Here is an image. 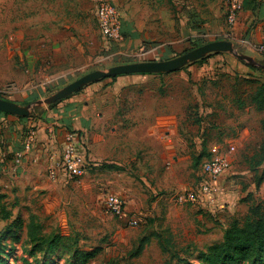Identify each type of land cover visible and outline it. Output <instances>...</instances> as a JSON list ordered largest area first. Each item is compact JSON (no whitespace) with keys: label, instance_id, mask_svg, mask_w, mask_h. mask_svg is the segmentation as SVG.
Returning a JSON list of instances; mask_svg holds the SVG:
<instances>
[{"label":"rangeland","instance_id":"1","mask_svg":"<svg viewBox=\"0 0 264 264\" xmlns=\"http://www.w3.org/2000/svg\"><path fill=\"white\" fill-rule=\"evenodd\" d=\"M29 1L0 0V96L21 105L52 96L97 70L140 61L168 60L214 41L233 42L232 26L227 22L225 2L222 1L217 4V18L196 23L198 28L190 33L186 29L177 32L173 44H165L166 40L159 39V34H164L158 31H152L148 38L137 41L124 39L123 32L122 39L106 38L95 14L90 12L88 23L85 27L81 25L83 30L73 24L69 34L65 33L69 39L64 42V49L57 50L55 46L43 47L39 38L41 31L47 33L51 25L53 39H57L64 32L62 26L59 23L29 22L33 14L41 13L40 6L25 3ZM87 39L95 50L94 54L79 50V43ZM243 45L235 44L247 54ZM255 50L259 56L252 57L263 61L264 44L256 46ZM85 61L87 64L81 67ZM206 61L183 75H166L161 82L151 78L143 84L149 97L140 99L149 106L161 103L164 98L165 101H174L177 111L187 108V123L197 129L206 123L202 117L207 107L216 106L217 110L237 112L234 101L244 92L256 88V84L245 80L264 82V76L259 72L249 73L248 79L240 78L238 66H246L231 54H214ZM137 93L145 94L143 91ZM261 117L264 119V111L243 116L251 132L246 137L249 144L242 145L240 149L234 145L235 154L230 155L233 164L227 173L236 167L238 156L248 163L241 165L243 169L250 168L257 176L264 171V167L253 170L255 162L252 160L264 142L259 122ZM212 120L218 127L226 124L222 115ZM229 148L230 145L224 151ZM203 162L182 167L184 176L183 173L179 175L187 178V188L195 187L202 180ZM144 171V167L136 165L113 164L103 165L98 171L95 168L89 170L88 173L96 179V185L92 192H86L78 201L71 199L67 214L43 212L41 207L34 212L31 208L24 212L12 211V218L7 221L0 214L4 264H186L180 262L185 258H188L189 264H198L200 251L208 248L205 241L209 233L208 241L214 235L213 227L208 223L210 215L204 213H213L219 218L228 211L227 205L218 202L214 196L195 204H180L173 198L178 190L171 196L166 192L152 193L142 180ZM123 186L139 188L148 195L144 208L137 216L140 222L137 227H130L126 220L107 212L102 206L105 194L123 197ZM170 198L172 203H168ZM129 217L134 216L129 214ZM40 239L46 242L40 244L43 246L39 245ZM53 239L57 241L53 251H50L47 241ZM161 241L166 243L168 250L162 247ZM97 249L99 251L94 258L87 257Z\"/></svg>","mask_w":264,"mask_h":264},{"label":"crops","instance_id":"2","mask_svg":"<svg viewBox=\"0 0 264 264\" xmlns=\"http://www.w3.org/2000/svg\"><path fill=\"white\" fill-rule=\"evenodd\" d=\"M101 1L110 2L120 9L124 39L137 41L148 38L152 31H158L164 34H159L158 38L166 40L165 44L175 43L177 32L185 29L192 31L198 28L196 23L217 18V4L225 2L30 0L25 3L40 6L41 13L33 14L29 22L59 23L62 26L64 32L57 39H53L51 25L47 33L41 31L39 38L43 47L55 46L57 50H61L64 49V42L69 39L65 33L69 34L73 24L77 29L83 30L81 25L85 27L88 23L90 12L96 17ZM242 2L243 10L237 23L230 27V32L236 45L244 44L246 53L257 57L259 54L255 50L256 46L264 44V0ZM224 9L226 14L225 3ZM84 41L86 43H79V50L94 54L95 50L89 45L88 39ZM91 61L92 59L90 63ZM86 64L85 61L81 67ZM197 65L201 63L189 64L169 74H129L103 79L86 86L57 105L45 107L24 119L0 113L2 203L13 212L28 211V208L34 212V209L41 207L43 212L67 214L71 199L78 201L86 192H92L96 185L95 177L88 171L93 168L98 171L103 165L111 164L144 167L142 180L152 193L166 192V195L171 196L177 190L187 189L189 183H185L187 178L183 177L182 167L203 162L208 157L223 152L228 145H235L240 149L242 145L249 144L246 143V137L251 132L245 123L247 119L243 116L258 113L251 107L244 111L236 108V113L226 109L217 110L216 106L207 107L204 117L201 116L206 119V123L196 129L189 127L187 123V108L177 111L174 101H165L164 98L161 103L149 106L140 99L149 97L143 84L151 78L161 82L166 75H183ZM238 69L240 78L248 79L249 73L255 74L242 65ZM142 91L145 94L137 93ZM221 115L226 124L218 127L212 119ZM262 120L263 117L259 120L260 125ZM74 132L81 133L86 139L89 170L84 177L77 179L68 177L62 171H58L55 178L50 177V170L57 166L65 148L66 135ZM241 158L243 159L237 157L234 170L227 173L215 186L213 196L221 204H226L228 211L219 218L213 216V213H204L210 215L208 223L213 227L214 234L211 241H208L209 233L205 246L221 241L225 231L235 220L245 218L251 203L264 200V180L257 182L256 172H252L250 168L243 169L241 165L246 166L248 163ZM123 198L126 200L128 213L137 219L148 195L143 194L139 188L123 186ZM168 201L172 203L173 199ZM243 207V211L239 212ZM202 217L205 219V216Z\"/></svg>","mask_w":264,"mask_h":264},{"label":"built area","instance_id":"3","mask_svg":"<svg viewBox=\"0 0 264 264\" xmlns=\"http://www.w3.org/2000/svg\"><path fill=\"white\" fill-rule=\"evenodd\" d=\"M225 5L227 22L234 26L243 10V2L242 0H225ZM96 20L106 38L122 39L121 12L116 5L101 1L96 10ZM65 144L59 162L50 170L49 176L55 178L58 171L64 172L73 179L84 176L90 166L86 139L81 133H68ZM227 151L219 152L206 160L202 165V180L195 187L176 193L173 198L180 204H195L206 197L213 196L216 184L230 171L233 164L230 155L235 154V146H231ZM102 206L107 212L126 220L130 227L139 226L138 219L129 217L127 203L122 196L105 194L102 196Z\"/></svg>","mask_w":264,"mask_h":264},{"label":"trees","instance_id":"4","mask_svg":"<svg viewBox=\"0 0 264 264\" xmlns=\"http://www.w3.org/2000/svg\"><path fill=\"white\" fill-rule=\"evenodd\" d=\"M240 52L242 53V51ZM212 55L214 54H211L197 62L203 63ZM240 62L252 71L259 72L264 76V69L249 66L243 61ZM260 62L264 64V60ZM245 82L256 84V88L253 91L244 92V95L239 96V98L234 101L235 107L239 111H244L248 107L254 108L258 112L264 111V82L260 80H245ZM0 98L2 97L0 96ZM60 102L61 101H58L49 107L55 106ZM30 103L31 102H28L22 105H28ZM42 109L43 107L36 108L31 116ZM4 114L6 116H12L6 113ZM19 118L24 119L23 117ZM261 128L264 133V119L261 122ZM252 160L255 162V167L253 169H260L264 166V142L259 147L258 153L254 155ZM256 177L257 182L263 181L264 171L260 176ZM3 199L4 196L0 195V214L2 219L7 221L12 218V211L8 210L7 205L2 203ZM56 241V239L47 241L48 249L50 251H53ZM39 242V245L46 243L43 239H40ZM166 242L169 243L168 240ZM161 245L166 249V243L161 241ZM2 246V241H0V262L4 264V260L2 259ZM98 251L99 250L97 249L96 251L89 253L87 257L94 258ZM32 252H34V250ZM199 255L198 264H264V200L251 203L245 218L241 221L235 220L225 231L221 241L213 243L204 251H200ZM182 260L184 261L180 262L189 264L188 258Z\"/></svg>","mask_w":264,"mask_h":264},{"label":"water","instance_id":"5","mask_svg":"<svg viewBox=\"0 0 264 264\" xmlns=\"http://www.w3.org/2000/svg\"><path fill=\"white\" fill-rule=\"evenodd\" d=\"M217 53L231 54L236 59L245 62L249 66L264 69L263 63L252 56L241 53L235 46V43L228 40H219L204 44L168 60L140 61L116 65L106 70L91 72L64 87L54 95L45 99L36 100L28 105H21L15 101L0 98V112L16 117H30L36 108L48 107L58 101H62L97 81L129 74H169L179 71L185 66L195 63L211 54Z\"/></svg>","mask_w":264,"mask_h":264}]
</instances>
